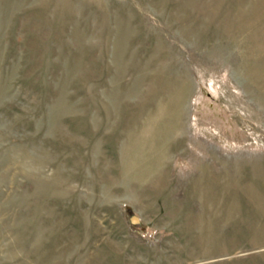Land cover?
<instances>
[{"label":"rangeland","instance_id":"374dc122","mask_svg":"<svg viewBox=\"0 0 264 264\" xmlns=\"http://www.w3.org/2000/svg\"><path fill=\"white\" fill-rule=\"evenodd\" d=\"M0 264H264V0H0Z\"/></svg>","mask_w":264,"mask_h":264},{"label":"water","instance_id":"95a60500","mask_svg":"<svg viewBox=\"0 0 264 264\" xmlns=\"http://www.w3.org/2000/svg\"><path fill=\"white\" fill-rule=\"evenodd\" d=\"M132 219H133V221H134V220H136V219H135V217H134V218H132Z\"/></svg>","mask_w":264,"mask_h":264}]
</instances>
